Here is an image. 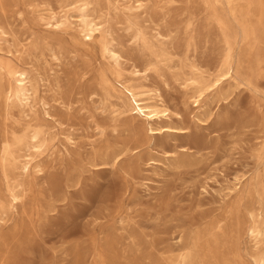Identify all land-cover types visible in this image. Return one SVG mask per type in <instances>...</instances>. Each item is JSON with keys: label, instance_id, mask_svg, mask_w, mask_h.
<instances>
[{"label": "rangeland", "instance_id": "1", "mask_svg": "<svg viewBox=\"0 0 264 264\" xmlns=\"http://www.w3.org/2000/svg\"><path fill=\"white\" fill-rule=\"evenodd\" d=\"M73 1L0 0V25L10 34L0 57L33 70L38 115L54 133L36 156L42 170H16L11 183L0 144V205L10 189L22 200L0 224V264H157L158 254L211 228L214 264H256L264 244L237 232L246 215L221 218L235 188L248 184L246 204L264 229V0H236L233 10L225 0H144L141 28L165 36L153 50L116 22L133 0H95L98 11L120 13L110 24L119 64L98 42L39 20L43 9ZM229 53L233 77L197 106L185 82L198 71L208 82L226 72ZM134 67L170 108L153 124L128 114L126 96L102 89L130 79ZM15 110L13 119L24 121ZM3 121L0 111V142Z\"/></svg>", "mask_w": 264, "mask_h": 264}, {"label": "bare ground", "instance_id": "2", "mask_svg": "<svg viewBox=\"0 0 264 264\" xmlns=\"http://www.w3.org/2000/svg\"><path fill=\"white\" fill-rule=\"evenodd\" d=\"M225 1L229 9L233 10L236 0ZM95 3V0H75L68 5L62 6L60 10L48 7L40 11L38 18L47 28L65 31L75 30L83 36L87 43L98 42L103 52L109 54L119 64L122 55L114 45L115 38L113 37V30L110 24L119 19L120 13H118L117 6H113V12L115 11L114 16L109 11L103 13L102 10H97ZM146 8L144 0L126 2L122 15L124 21L116 22L126 23L129 29H134L135 39L153 50L157 46V41L163 43L161 38H165V36L158 32L156 39H154L152 35H149L141 28ZM72 12H77V15L72 14ZM9 36V32L0 25V42L2 40L8 41ZM37 42H32L30 46L32 48L38 47ZM52 55L55 60L60 59L58 52L53 51ZM229 55V58L225 61L227 71L216 75L213 79L209 78L210 82L206 80L207 76L205 73L199 71L197 76L191 77L185 82L186 89H194L191 98L197 106H201L207 93L216 90L223 84L224 80L233 77V72L235 71L234 62L232 63L230 60L232 54L229 53ZM130 75V79L126 81L119 80L117 86L112 87L103 84V91L110 95H113V91H115L119 98L126 96L129 100L128 114L132 117H141L148 123L153 124L162 118V116L170 114V108L162 99H160L161 102L154 100L153 93L144 84L139 82L140 79L145 77V74L140 69L134 67ZM42 100V104L48 112L49 102L44 99ZM38 103L39 88L33 70L17 64L13 58L0 57V111L4 116V135L0 142L3 153L1 170L8 183L15 180L16 170H20L21 173H27L33 169L42 170L41 164L36 161V156L45 150H49L53 144L54 133L39 117ZM15 109L19 111L24 121L22 119H13L16 116ZM150 129L156 132L154 128L151 127ZM18 185L22 184L19 183ZM241 188V185L236 187V192L230 195L232 202L221 219L227 220L232 215L240 217L244 213L247 217V225L244 227L241 220H239L237 232L239 234L245 232L259 247L261 244H264V229L258 222L256 208L248 207L246 204V200L250 194L248 184H245ZM20 200L21 195L14 189H10L9 202L0 205V224L9 214V211L17 206ZM221 219L217 221L216 225L219 230H223L225 227ZM213 229H209L206 236L197 232L183 246L171 247L168 251L158 254L157 264H214L213 257L210 254V242L213 239L211 236L215 237ZM253 259L256 264H264V255Z\"/></svg>", "mask_w": 264, "mask_h": 264}]
</instances>
